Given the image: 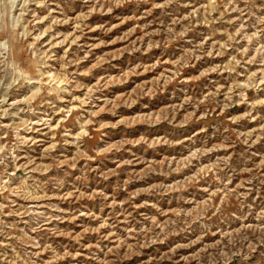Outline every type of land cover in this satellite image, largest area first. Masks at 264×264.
<instances>
[{"label":"rangeland","instance_id":"obj_1","mask_svg":"<svg viewBox=\"0 0 264 264\" xmlns=\"http://www.w3.org/2000/svg\"><path fill=\"white\" fill-rule=\"evenodd\" d=\"M0 264H264V0H0Z\"/></svg>","mask_w":264,"mask_h":264}]
</instances>
